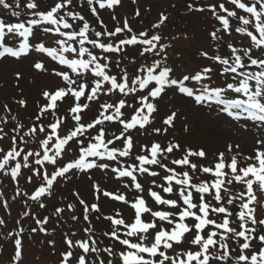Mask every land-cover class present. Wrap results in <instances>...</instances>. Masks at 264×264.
Instances as JSON below:
<instances>
[{"label": "snow or ice", "instance_id": "1", "mask_svg": "<svg viewBox=\"0 0 264 264\" xmlns=\"http://www.w3.org/2000/svg\"><path fill=\"white\" fill-rule=\"evenodd\" d=\"M130 4L118 18L125 0H0L10 12L0 16V65L31 58L9 73L16 91L0 103V209L10 218L14 202L23 206L10 230L0 215L9 264H25L26 231L56 254L58 230L56 264H264V0H185L184 15L209 22L194 65L177 45L195 37L167 31L175 3L139 30L151 0ZM39 78L34 111L21 117L23 82ZM165 97L251 131V152L229 143L205 163L204 146L170 135L181 108L161 114ZM82 177L90 199L71 188V200L52 203Z\"/></svg>", "mask_w": 264, "mask_h": 264}, {"label": "rangeland", "instance_id": "2", "mask_svg": "<svg viewBox=\"0 0 264 264\" xmlns=\"http://www.w3.org/2000/svg\"><path fill=\"white\" fill-rule=\"evenodd\" d=\"M153 10L150 14L144 17V23L141 24L137 22L135 24V28L137 30L147 27V25L154 21L158 11L162 7H168L170 3H175L177 5L176 9L169 8V11L172 13L171 21L169 23L168 32L179 33L188 31L195 37L194 43H185L181 41L177 45V49L182 51L184 54V62L186 64H195L199 61L196 59V48L201 44L206 46L205 40V28L209 26V22L205 20L200 15L195 16H187L184 15V4L185 0H151ZM129 6V7H128ZM133 6L130 4V0H125V6L122 9H119L117 12L118 18H122L124 14H131ZM0 9V16L9 18L10 12L7 10L4 11ZM102 18L105 23L111 28L114 24V21L111 20L110 13L105 10L101 12ZM90 17V14H89ZM24 18V14L22 12L21 19ZM12 20H15L14 17H11ZM90 19L94 20V18ZM31 63V58L25 59L19 65H0V83L7 81L3 88H0V103L10 101L12 96L15 93V89L12 87V81L9 79V73L16 67H20L27 71L29 65ZM30 78V77H29ZM43 80V78H39L36 85H30L28 83V79L23 82V87L27 95L29 96V107L25 111H21V117H27L34 111V101L38 96L39 92V84ZM174 103L177 107L181 108V118L177 121L176 127L174 130H171L170 135H174L177 137L182 143L186 142L191 144L192 146H204L205 149L209 153V160L207 162H211L214 159V154L218 151H225L226 147L229 143L240 145L239 151L244 155H247L251 152L253 147V138L251 131L245 132L239 128L238 125L233 123H227L223 119H218L215 113L210 110L204 111H195L191 108L189 104H187L183 100H175L168 101L167 98L161 101V114L166 109L168 104ZM15 105H13L14 111L16 110ZM187 116V121L184 120V116ZM185 122H187L190 126V133H185L183 131V127ZM144 139V138H141ZM147 139H152L151 137ZM235 150V149H234ZM230 155V154H229ZM242 158V157H241ZM97 176H100V173H96ZM109 189L118 187V182L114 180L106 181ZM77 188L81 191L82 195L86 199L91 198V193L89 191L88 181L85 178H81L80 180H74L71 184H69L66 188L61 189L57 195L56 201L52 203H57L61 197L68 196L71 200L72 197L69 193V189ZM9 195H11V191L9 190ZM114 207H123L119 203L112 205ZM35 207V206H34ZM23 210V206L14 202L12 204V216L10 218L7 217V214L0 209V215H5L8 219V229L10 230L15 227V219L19 217V213ZM52 210V204H49L48 211ZM108 211V208L105 209ZM130 209H126V214H130ZM39 214L41 216L46 215L47 212L44 210H39ZM25 229H30L31 227H35L34 222L28 218L22 221ZM106 226V222L104 224H97L98 230L103 229ZM69 228L68 225L64 226V230L67 231ZM5 230V231H6ZM42 239H46L42 236V234H34L31 239H29V233L26 231L24 233V245H25V264H56L58 256H59V245L62 240V236L60 231H57L56 241L58 250L56 254H52L51 250L48 248L45 243L42 245L40 241ZM0 244H3V251H0V264H9L10 257L13 253V247L11 241H4L0 239ZM39 257L40 259H37Z\"/></svg>", "mask_w": 264, "mask_h": 264}]
</instances>
